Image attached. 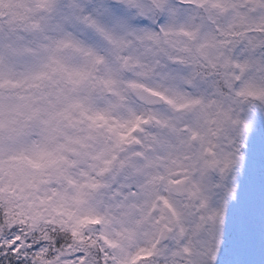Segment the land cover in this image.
Returning a JSON list of instances; mask_svg holds the SVG:
<instances>
[{
  "label": "snow or ice",
  "instance_id": "obj_1",
  "mask_svg": "<svg viewBox=\"0 0 264 264\" xmlns=\"http://www.w3.org/2000/svg\"><path fill=\"white\" fill-rule=\"evenodd\" d=\"M0 264H264V0H0Z\"/></svg>",
  "mask_w": 264,
  "mask_h": 264
}]
</instances>
